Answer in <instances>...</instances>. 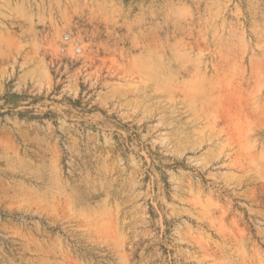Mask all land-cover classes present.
Wrapping results in <instances>:
<instances>
[{
  "label": "rangeland",
  "instance_id": "rangeland-1",
  "mask_svg": "<svg viewBox=\"0 0 264 264\" xmlns=\"http://www.w3.org/2000/svg\"><path fill=\"white\" fill-rule=\"evenodd\" d=\"M0 264H264V0H0Z\"/></svg>",
  "mask_w": 264,
  "mask_h": 264
}]
</instances>
